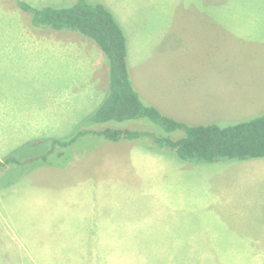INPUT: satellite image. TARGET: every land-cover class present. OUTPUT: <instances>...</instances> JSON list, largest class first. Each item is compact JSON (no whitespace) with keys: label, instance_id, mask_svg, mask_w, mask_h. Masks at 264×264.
I'll list each match as a JSON object with an SVG mask.
<instances>
[{"label":"rangeland","instance_id":"rangeland-1","mask_svg":"<svg viewBox=\"0 0 264 264\" xmlns=\"http://www.w3.org/2000/svg\"><path fill=\"white\" fill-rule=\"evenodd\" d=\"M24 1L39 7L76 0ZM88 1L104 2L123 26L132 81L164 99L172 97L178 108L201 106L205 113L217 112L193 121L227 125L264 113V0ZM213 14L217 17H208ZM31 17L17 0H0V115L22 117L29 111L30 118L20 119L23 129L35 125L41 132L43 127L55 130L30 135L8 155L26 160L54 149L46 156L48 165L39 159L11 167L12 182H0V191L3 184H12L29 192L25 204L11 195L12 210L0 195V245L7 246L3 256L0 247V264H98L74 261L91 251L80 247L79 240L87 239L82 235L94 233L100 240L124 232L123 243L132 236L130 229L116 228L108 220L110 207L137 212L140 223L133 243L142 244L139 264H264V158L195 164L167 148H149L155 145L150 137L129 143L94 133L69 147H53L49 138L69 140L86 129L150 131L172 139L185 131L167 133L146 118L92 123L100 101L90 104L85 81H109L103 51L80 32L52 29L41 33L45 51L37 50L40 46L31 45L26 34L28 26L34 29ZM218 18L237 19L201 22ZM68 93L62 112H54L55 95L68 99ZM198 96L204 98L199 105ZM218 106L222 110H210ZM37 108L51 109H44L42 117L34 116ZM5 121L0 117V127L7 128ZM19 175L23 181H16ZM89 244L96 245L92 240ZM124 248L125 253L133 250L121 246L120 252Z\"/></svg>","mask_w":264,"mask_h":264},{"label":"trees","instance_id":"trees-1","mask_svg":"<svg viewBox=\"0 0 264 264\" xmlns=\"http://www.w3.org/2000/svg\"><path fill=\"white\" fill-rule=\"evenodd\" d=\"M17 3L23 11L32 15L33 27L80 32L92 39L103 51L108 62L109 85L104 98L91 114L92 123L146 118L167 133L180 129L185 131V136L172 139L150 131L86 129L69 140L49 138L53 147L57 144L69 147L79 137L94 133L115 142L150 137L155 145L152 144L149 148H167L178 159L195 164L264 158V113L227 125L189 124L144 100L130 76L126 32L115 13L104 2L76 0L65 6L42 8L34 7L24 0H17ZM53 149L42 156L32 157L27 162H22L13 155L8 156L4 161L0 160V167L6 163L30 164L39 159L46 163V156Z\"/></svg>","mask_w":264,"mask_h":264},{"label":"crops","instance_id":"crops-1","mask_svg":"<svg viewBox=\"0 0 264 264\" xmlns=\"http://www.w3.org/2000/svg\"><path fill=\"white\" fill-rule=\"evenodd\" d=\"M49 5H52V4L42 5V6H39L37 8H42V7L49 6ZM208 17L214 18V17H217V15H214V14L208 15ZM234 19L236 20L237 18H231L227 21H224L223 19H220V18H218L217 20H215V19H202L201 22H205V21L216 22L217 21V23H220V22L230 23V21L233 20V23H234ZM236 22H238V21H236ZM233 26L237 30H240L238 25L233 24ZM46 30H48V29H42V31H41V29L35 28V27H34V29H30L29 26H28V29H26V34H27V36H29V43L31 45L33 43V44L40 46V47H38L37 50H40V48H42L45 51L44 43H42V41H41V39L43 37V35H41V33H43ZM59 31H61V30H59ZM243 34L245 35L246 32H243ZM40 41H41V43H40ZM21 44H25V43L22 42ZM41 44H43V46H41ZM59 48L62 49L63 47L59 46ZM22 49H25V47H22ZM95 50L96 49H93V51H95ZM26 51H27V49H26ZM71 53H72V51L68 52L67 57H69V54H71ZM103 65H104V63H103ZM95 71L96 72L99 71L98 67H96ZM103 74H104V77L107 79V77L105 75V71L103 72ZM96 76H97V78H99L101 75L98 72V73H96ZM224 82L225 81H221L220 94H224L223 93L224 88H222ZM228 82H230V81H228ZM85 83L89 87V94L87 96V100L90 101V104L91 105L94 104L95 101L101 102L102 99L104 98V96H103V98L101 96L104 93L106 94V92L108 90L109 81H99V80L98 81H85ZM133 83H134L136 90L140 93V95L142 96V98L144 100H146L147 102L159 107L160 109H162L164 111V113H166L170 116H173V117L177 118L178 120L179 119H181V121L183 119L188 120L187 123H189V124H202V123L193 121L192 119H196L199 116L203 117V116H208V115L217 113V112H212V111H208L205 113L204 111H206V108L201 109V106H199L198 108H196L197 106L196 107L193 106L192 108L188 107L189 109L178 108L179 104H175L172 101L170 102V99L172 100V97H170L169 100L164 99L163 97H161V95L159 93H157L151 87L147 88V89H145L144 87L142 88L140 85H138L137 80L133 81ZM146 90H149L152 92L148 93ZM66 95H68V99H67V96L58 97V95H55V97L53 98L54 112H56V113L62 112V110H61L62 109V103L67 102V100H69V93ZM75 96L77 97V94L73 96L74 97L73 99H76ZM221 98L222 97L220 96L219 99H221ZM73 99H70V101H72ZM195 99H197V100H195L197 102V105H199V103H201V101L204 100V98L200 97V96L195 97ZM63 100H65V101H63ZM100 102H98V103H100ZM44 109L48 110L51 108H37V110L33 111L34 116H38V114L42 113L43 115H41V116L43 117L44 113H45ZM220 109H221V106H218V107H212L210 110L217 111ZM54 115H56V114H54ZM60 116L62 117V114ZM0 117L6 119V121L4 123L7 127V128L0 127V160L1 161H4L6 157L11 156V155H8V153L11 149H15L14 147L22 145L23 141H25L28 138L30 139L31 138L30 135L36 137V135L39 136V135H43V134L55 133V130H51V131L46 130V128H44V127H43V132H41L39 130V128L36 127L35 125H30L29 130L23 129L25 123L21 124L20 119H23L24 117L30 118L29 111H27L26 116H22V117H15L14 115H5V114H2V116L0 115ZM223 117H226V116H223ZM228 118H238V117L228 116ZM15 119H17L18 121L14 122ZM12 125L17 126V128L9 130V127ZM25 135H27V138L25 137ZM120 141H122V140H120ZM120 141H118V142H120ZM128 142L130 143V141H128ZM143 150L147 151L145 149H143ZM140 152L143 153L142 151H140ZM147 152H150V151H147ZM27 160L28 159L20 160V161L27 162ZM26 164H28V163H25L23 165H19L16 163H6V164H4V166H1L0 167V182L11 183L12 179H9V178H11V176L9 175L11 167L24 166ZM45 164L48 165V163H45ZM16 176H18V175H16ZM19 177H21V179H16V181H23L24 180L23 175H19ZM102 177L104 178L103 175H102ZM14 181H15V179L13 180V182ZM26 193H29V192H28V190H24L23 186L20 189L19 186L15 187L12 184H9V185L6 184L5 187L3 184L1 191H0L1 196H6V199H4V201H6V204H8L10 207L12 206V201H13L12 200L13 196H11V195L17 194L18 197L21 199V203L25 204L24 198H25ZM110 208H111V211L108 210L105 212V214L108 215V217H109L108 220L112 221V224L114 223L113 226L116 228H119V227H121V225H123L122 229L124 231L126 229H130L129 234H132V236L129 237L130 239H128V237H126V239L123 243L122 239L125 238L124 232H123L121 237H119V234H118V235L114 236V239L111 238L110 236H107V237L102 238L100 240H95L94 233L86 232L85 235H82V238L85 237L87 239H85V241H84V239L79 240V243H80V245H82L80 247L88 248V251H86V252H89L91 250L90 254H84L83 256H79V257L77 256L78 259H75L74 260L75 262L94 261L95 263H98V264L101 262H103V263L105 262V264H107V262H110L112 264H116V263H118V264H120V263L121 264H139L141 262L142 257L140 255L141 251H139V247H141L142 244H134L133 243V240H135L134 234H135V229L137 227L136 224L140 223L136 219V213L137 212L131 208H130L131 212H127V213L125 212V210H126L125 208H120V207H117V208L116 207H110ZM11 210H12V207H11ZM91 210H93L92 212H97V211H95V209H91ZM78 214H80V213H78ZM78 214H75L76 216L74 215L75 221L77 220ZM80 215H82V214H80ZM111 215L112 216L117 215V217H112ZM127 215H129V216H127ZM127 223H129L128 226H127ZM87 227L90 228L89 225ZM100 227L101 228L105 227L103 225V222H101ZM106 228H110V227H106ZM92 230H93V227H92ZM101 235L105 236L103 234H101ZM90 240H92V243H94L96 245L89 244ZM85 243H87V244H85ZM111 246L112 247L117 246V248H111ZM121 246L122 247L131 246L133 248V250H132V252L125 253V251H124L125 248H124V249H122V252H120ZM0 247L2 249L1 251H2V256H3V254L6 252L5 249H7V246H5V243L3 242V244H1ZM116 249H118V252H116V253L111 252V251H115ZM96 251H101L102 254L101 255H93V252H96ZM105 253H107V254H105ZM80 258H83V259H80Z\"/></svg>","mask_w":264,"mask_h":264}]
</instances>
